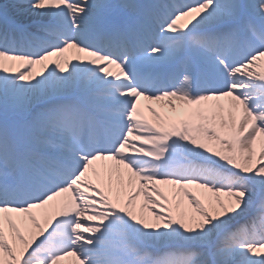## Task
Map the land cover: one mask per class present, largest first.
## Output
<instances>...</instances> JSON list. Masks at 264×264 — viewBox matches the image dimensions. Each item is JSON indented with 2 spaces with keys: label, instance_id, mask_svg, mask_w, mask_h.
<instances>
[{
  "label": "snow or ice",
  "instance_id": "obj_1",
  "mask_svg": "<svg viewBox=\"0 0 264 264\" xmlns=\"http://www.w3.org/2000/svg\"><path fill=\"white\" fill-rule=\"evenodd\" d=\"M0 264H264V0L0 4Z\"/></svg>",
  "mask_w": 264,
  "mask_h": 264
},
{
  "label": "bare ground",
  "instance_id": "obj_2",
  "mask_svg": "<svg viewBox=\"0 0 264 264\" xmlns=\"http://www.w3.org/2000/svg\"><path fill=\"white\" fill-rule=\"evenodd\" d=\"M5 1H7V0H0V4H6ZM8 4H11V3H8ZM36 71H37V73H40L42 71L40 66H37ZM145 109L147 110V107ZM152 118L155 119L153 116H152Z\"/></svg>",
  "mask_w": 264,
  "mask_h": 264
}]
</instances>
